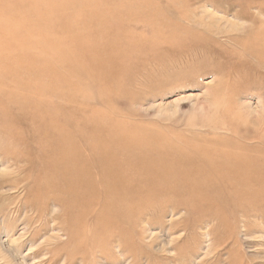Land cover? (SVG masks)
Returning a JSON list of instances; mask_svg holds the SVG:
<instances>
[{
    "label": "rangeland",
    "instance_id": "374dc122",
    "mask_svg": "<svg viewBox=\"0 0 264 264\" xmlns=\"http://www.w3.org/2000/svg\"><path fill=\"white\" fill-rule=\"evenodd\" d=\"M24 1L0 0V14H7L0 16V46L6 38L14 43L24 24L36 33L28 29L22 44L6 49L1 76L13 81L21 50L36 49L42 82L49 83L43 70L53 64L58 91L34 95L41 83L14 81L23 89L2 99L15 114L20 100L35 96L42 107L36 126L50 123L59 107L55 118L68 144L77 141L87 152L117 142L128 159L158 152L174 164L176 156L255 130V113L264 115V0ZM37 38L42 50L29 44ZM127 50L134 52L126 58ZM73 90L78 101L71 103L66 94ZM70 111L74 121L66 119ZM5 119L0 113V264H264V202L242 209L218 190L197 207L146 206L107 233L89 227L95 215L74 224L63 205L44 198V185L30 188L26 146Z\"/></svg>",
    "mask_w": 264,
    "mask_h": 264
},
{
    "label": "bare ground",
    "instance_id": "6f19581e",
    "mask_svg": "<svg viewBox=\"0 0 264 264\" xmlns=\"http://www.w3.org/2000/svg\"><path fill=\"white\" fill-rule=\"evenodd\" d=\"M16 10L18 11V9ZM1 14L0 16L7 15ZM59 16L61 18L62 16L65 17V12L59 13ZM99 16L102 15L99 14ZM24 19L21 22L28 23ZM69 20L67 18L64 23L68 24L71 21ZM20 25L19 27H21ZM24 26L23 28H17L18 30L12 37L14 43H6L7 38L3 39V45L0 46V59L8 56L6 49L10 46L12 48L14 44L18 46L22 44L25 34L27 35L28 29H30V25L29 28L27 27L28 29ZM30 30L32 32V29ZM99 30L100 28H96L87 30V32L96 33ZM103 33L101 32V35L105 36ZM22 37L23 39H21ZM29 44L40 50L43 48L38 38L37 41L33 40V43L30 42ZM24 47L25 44L20 46L22 49ZM170 47L169 49L172 51L175 46ZM21 51L26 53L20 56V60L16 61L15 64H20L18 68H21L24 72H17L18 68H16L14 72L16 77H13L14 79L10 83L3 80L0 72L2 102L0 113L2 116H7L4 122L6 129L13 126L12 137L16 138L17 144L20 143L26 146V150L22 152L24 157H27L28 177L31 178L30 188L36 192L40 185H44V198L53 197L55 202L63 205L67 216L74 224L85 220L87 215H95L96 218L90 223L89 227L107 233L110 231V226L124 223L127 220L131 221L132 216L138 214L146 206L161 208L164 203L183 202L197 207L209 201L212 193L217 190L228 197L229 204L237 202V206L241 205L242 209L244 203L250 206L255 200L264 202V130H262L264 129V115L255 113L251 122L255 130L246 131L243 136H239L240 138L237 136L236 138H227L221 145L209 150L198 149L184 158L176 156L174 164L160 160L158 152L151 157L140 154V157L134 156L128 159L127 152L122 148L123 146L120 143L110 141L101 143L93 151L87 150L85 152L83 149H79V142L73 141L70 142L71 144L66 142V131L55 118L59 107H55V111L51 114L50 123L46 124L38 121L36 126L32 123L37 119L42 107L39 103L34 102L35 96L20 100L17 105L21 110H17L15 114L11 112L7 105L8 100L2 99V97L8 98L13 93L23 89L20 85L11 84L14 81L41 83L40 85L44 86H42L43 90L41 88L37 89L34 95H54L58 91L59 76H57V71L54 70V65L52 64L46 67V70H43L46 74L45 77L49 79V83L44 85L43 82L46 81L42 82L43 74L40 73L41 69L39 71L38 67L41 65L35 64V59L39 57L38 53L36 55L37 50L31 52L32 54L28 53L30 52L28 48ZM133 52L127 50L124 57L132 56ZM122 54L124 53L122 52ZM135 54L140 55L139 50ZM27 56L31 59L26 60ZM97 64H101V60L94 65ZM54 78L57 80L53 83ZM72 80L74 79L72 78ZM6 85L10 86L8 90ZM75 95L73 90V92L66 94V97L71 103H74L78 101ZM75 118V114L71 111L66 115V119L69 121H74ZM16 127H25L27 134L17 132ZM97 150L99 151L97 152ZM22 152L20 151L15 155L22 154ZM16 158L19 159V156L17 155ZM40 163L45 166H40ZM204 186L208 189V193L205 197V193L200 197L197 195L198 189ZM50 189H55L58 193L56 195L50 194Z\"/></svg>",
    "mask_w": 264,
    "mask_h": 264
}]
</instances>
